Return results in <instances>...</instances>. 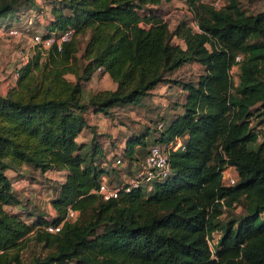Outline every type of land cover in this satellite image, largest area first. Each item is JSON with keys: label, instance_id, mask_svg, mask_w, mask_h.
Segmentation results:
<instances>
[{"label": "trees", "instance_id": "obj_1", "mask_svg": "<svg viewBox=\"0 0 264 264\" xmlns=\"http://www.w3.org/2000/svg\"><path fill=\"white\" fill-rule=\"evenodd\" d=\"M161 1L47 0L42 10L35 0H0V25L7 27L19 7L34 6L44 36L72 30L59 48L35 46L0 91V264H22L29 237L49 249L30 264H264V133L251 118L252 107L264 103V9L245 12L238 0L218 7L186 0L196 28L183 18L169 29L156 8ZM86 30L77 57L75 36ZM185 62L202 72L182 83V111L151 135L152 143L182 138L183 148L169 151V175L149 191L101 199L92 190L109 168L96 139L103 134L94 133L87 112L112 117V108L141 105ZM233 63L238 79L231 91ZM97 69L114 87L84 96L83 83ZM83 128L90 131L87 150L76 140ZM151 132L144 126L129 133L120 154L136 161ZM23 164L63 172L49 199L51 216L14 195L6 170ZM227 164L238 175L232 185L220 181ZM239 202L243 208L234 212ZM11 203L21 209H7ZM67 208L77 211L75 219L47 231Z\"/></svg>", "mask_w": 264, "mask_h": 264}, {"label": "rangeland", "instance_id": "obj_2", "mask_svg": "<svg viewBox=\"0 0 264 264\" xmlns=\"http://www.w3.org/2000/svg\"><path fill=\"white\" fill-rule=\"evenodd\" d=\"M47 0H35V2L43 10V5ZM208 4L215 7L220 6L226 0H205ZM43 2V3H42ZM240 6L245 12L254 13L258 10L264 9V0H238ZM25 3V2H24ZM27 4V3H26ZM25 4V5H26ZM156 8L158 13L167 23L169 29L180 19L189 21L193 29L195 27V20L193 18L194 12L192 11L188 1L186 0H162ZM47 9V6H45ZM17 15H12L10 21L12 24L19 26L20 33L15 36H8L4 33L0 34V91L4 90L7 84L13 82V70L20 64V62L35 50V46L31 44V37L36 32H44L43 25L44 18L40 21L36 15V9L31 6L30 9L24 10L23 6L17 9ZM44 14V11H42ZM45 15H43L44 17ZM1 24H4L1 23ZM2 26V25H1ZM88 31L77 33L75 38L78 46L76 56H81V49L84 46L87 38ZM173 43H179L180 40L173 36L171 39ZM82 62V61H80ZM202 72V66L196 62H185L170 73V78L173 80L158 87L152 94L145 96L142 99L141 105H131L130 107H116L112 108V117H92L90 112H87L91 118L87 120L92 124L94 133H101L103 135L97 136L96 139L100 142L103 149V157L106 162L105 165L109 168L107 176L112 180L120 178L121 173L123 178H128L132 173V162H128L127 158L120 154L123 151V146L127 135L132 132L137 133L147 126L152 129L151 134L145 135L146 146L138 149L134 156L140 160L147 151V147L152 143L151 135L156 136L157 131L153 129L154 126L158 129L163 125L158 126L160 121L165 122L166 119L171 118L181 111V103L184 101L185 90L182 88V83L187 81L195 82L198 75ZM229 76L232 81L231 91L237 83L238 65L237 63L231 64L229 68ZM71 76V74H67ZM179 83H175V82ZM112 82L107 74H103L99 69L94 71L91 77L84 81V96L89 91L97 89L112 88ZM252 124L256 125V130L259 135L264 133V103L256 104L252 107ZM158 114L163 116L164 119H157ZM96 123L97 125L95 126ZM157 129V130H158ZM90 139V131L84 128L77 137L85 150L88 149L87 141ZM259 141V140H258ZM257 141V142H258ZM157 143H160L157 141ZM140 146H137V148ZM119 157L120 161L115 163V158ZM125 162V163H124ZM6 173L12 181V189L16 198L21 201L29 200L26 205L31 207L34 204L43 215L51 216L54 212L50 206L49 199L55 193L59 181L63 179L62 171L46 170L40 172L38 169L30 164H23L16 170L7 169ZM120 174V175H119ZM244 203L245 201L242 200ZM242 203L239 202L234 208V212L242 210ZM7 209L18 210L21 209V204L11 203ZM245 209V207H244ZM88 213L85 211L81 214V220L87 217ZM228 215V210H225L223 216ZM218 231L215 230L211 235L212 240H216ZM209 241L212 247L214 241ZM48 248L42 246V243L35 242L31 237L26 241L21 248L20 254L22 264H30L33 256H43L48 252Z\"/></svg>", "mask_w": 264, "mask_h": 264}, {"label": "built area", "instance_id": "obj_3", "mask_svg": "<svg viewBox=\"0 0 264 264\" xmlns=\"http://www.w3.org/2000/svg\"><path fill=\"white\" fill-rule=\"evenodd\" d=\"M1 25L0 34L4 33L8 36H15L20 33V25L12 24L11 21L7 27H5L4 24ZM71 34V29L56 34H48L46 36L43 35V32H36L31 37V44L40 48H47L54 43L56 47L59 48L61 42L71 38ZM240 57L241 55L237 54L234 60H238ZM25 60L26 57L21 62L23 63ZM12 75L15 77L17 72L13 70ZM158 126H160V123H158ZM181 148H183V143L182 138L179 136H175L167 142L151 143L148 145L144 157L140 160L133 161V173L128 178L120 176V178L112 180L107 174H102L99 177L97 186L92 191L98 194L101 199L117 197L121 192H128L132 188L137 187L149 191L152 189L154 182L160 181L169 175V151ZM114 160L115 163L120 161L119 157ZM237 178L238 175L233 165L227 164L220 171V181L223 185H232L236 182ZM76 215V210L67 208L64 218L59 223L47 224L45 229L50 232L58 231L64 220L72 221L75 219Z\"/></svg>", "mask_w": 264, "mask_h": 264}, {"label": "crops", "instance_id": "obj_4", "mask_svg": "<svg viewBox=\"0 0 264 264\" xmlns=\"http://www.w3.org/2000/svg\"><path fill=\"white\" fill-rule=\"evenodd\" d=\"M170 1V0H169ZM43 3V2H42ZM37 4V3H36ZM45 6H47V8H48V5H47V3H44V5H43V7H44V9H45ZM18 12V11H17ZM16 12V13H17ZM179 44H180V42H179ZM174 71V70H173ZM103 74H105V73H103ZM170 75V73L167 75V76H169ZM170 77V76H169ZM111 81V80H110ZM112 82V81H111ZM164 84H166V83H160V84H158V85H156V86H154L153 88H151L150 90H149V94H152L153 93V91L155 90V89H157L158 87H161L162 85H164ZM112 85H113V87H114V84H113V82H112ZM112 87V88H113ZM184 102V101H183ZM182 102V103H183ZM181 111H182V107H181ZM180 111V112H181ZM179 112V113H180ZM178 114V113H177ZM92 117H98V115H92ZM86 118L88 119V118H91V116L90 115H88L87 114V116H86ZM87 122L90 124V122L87 120ZM84 129V128H83ZM83 129L80 131V132H82L83 131ZM88 129V128H87ZM80 134V133H79ZM78 134V135H79ZM78 135H77V137H78ZM77 137H76V140H77ZM77 142H79V143H81L80 141H78L77 140ZM125 163V162H124ZM133 163V162H132ZM128 172H131V173H133V170H131V171H128ZM124 173H121V176L123 175ZM120 175V174H119Z\"/></svg>", "mask_w": 264, "mask_h": 264}]
</instances>
